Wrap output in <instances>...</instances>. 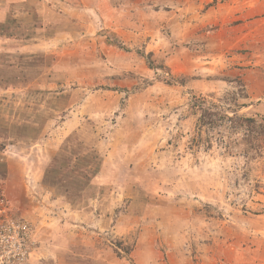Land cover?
<instances>
[{
  "label": "rangeland",
  "instance_id": "obj_1",
  "mask_svg": "<svg viewBox=\"0 0 264 264\" xmlns=\"http://www.w3.org/2000/svg\"><path fill=\"white\" fill-rule=\"evenodd\" d=\"M240 11L0 0V227L29 233L23 264H264V93L243 76L259 88L264 29Z\"/></svg>",
  "mask_w": 264,
  "mask_h": 264
},
{
  "label": "crops",
  "instance_id": "obj_2",
  "mask_svg": "<svg viewBox=\"0 0 264 264\" xmlns=\"http://www.w3.org/2000/svg\"><path fill=\"white\" fill-rule=\"evenodd\" d=\"M233 3H239L240 5V13H244L246 17L251 16L252 20L249 22H244L245 24H243V27L249 25V27L252 28L254 27V31H255V35H261L263 36V29H264V0H232ZM242 4V6H241ZM240 17H242V15H239ZM241 25V24H240ZM251 30H249V32H251ZM259 42L255 41L252 43H244V45H252L253 46H257ZM263 45L264 48V44L261 43ZM261 44L259 43V45L261 46ZM248 47V46H245ZM262 57V63L261 65L263 66V58H264V54L262 51V54L260 55ZM253 72L257 75H255V78H258V83H259V88L258 89H254L256 87H254L253 85L250 86V82H252V78H250V74L248 75L247 73H244V79H247L248 86H249V98L250 96L254 99L256 97V99H261L263 98V93H264V77H263V68H256L253 70ZM254 77V76H253ZM251 87V88H250Z\"/></svg>",
  "mask_w": 264,
  "mask_h": 264
},
{
  "label": "built area",
  "instance_id": "obj_3",
  "mask_svg": "<svg viewBox=\"0 0 264 264\" xmlns=\"http://www.w3.org/2000/svg\"><path fill=\"white\" fill-rule=\"evenodd\" d=\"M4 199H0V211H4ZM11 230V227H8ZM19 234H7L4 226L0 227V264H23L29 254V233L20 231ZM23 230H26L23 227ZM21 232H23L21 234Z\"/></svg>",
  "mask_w": 264,
  "mask_h": 264
},
{
  "label": "trees",
  "instance_id": "obj_4",
  "mask_svg": "<svg viewBox=\"0 0 264 264\" xmlns=\"http://www.w3.org/2000/svg\"><path fill=\"white\" fill-rule=\"evenodd\" d=\"M148 62H149L150 66H153L152 60H149ZM216 113H219V112L216 111ZM260 116H261V114H259V113H256V115L250 116V117H246L243 115H236V116L235 115H233V116L224 115V117H226L228 119L230 118L231 121L236 122V123H240V125L246 124L247 126H249V129L251 131H254V128L252 127V123L254 124L257 120L256 118L260 117ZM253 140H254L253 137H249L250 142H252Z\"/></svg>",
  "mask_w": 264,
  "mask_h": 264
}]
</instances>
